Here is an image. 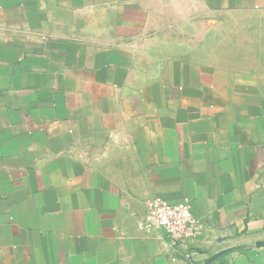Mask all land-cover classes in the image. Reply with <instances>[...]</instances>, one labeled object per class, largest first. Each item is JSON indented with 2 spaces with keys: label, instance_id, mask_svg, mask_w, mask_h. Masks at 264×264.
<instances>
[{
  "label": "crops",
  "instance_id": "0c3cea01",
  "mask_svg": "<svg viewBox=\"0 0 264 264\" xmlns=\"http://www.w3.org/2000/svg\"><path fill=\"white\" fill-rule=\"evenodd\" d=\"M0 264H264V0H0Z\"/></svg>",
  "mask_w": 264,
  "mask_h": 264
},
{
  "label": "built area",
  "instance_id": "2783aa9c",
  "mask_svg": "<svg viewBox=\"0 0 264 264\" xmlns=\"http://www.w3.org/2000/svg\"><path fill=\"white\" fill-rule=\"evenodd\" d=\"M147 214L143 226L147 229L161 230L169 240L172 261L180 258L190 259L187 250L202 232L200 220L194 215L192 203L184 198L177 204L153 198L146 204Z\"/></svg>",
  "mask_w": 264,
  "mask_h": 264
}]
</instances>
